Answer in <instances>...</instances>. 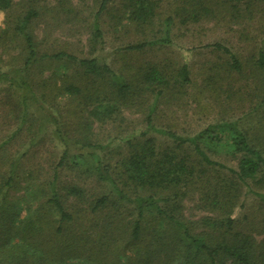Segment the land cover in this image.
Returning a JSON list of instances; mask_svg holds the SVG:
<instances>
[{
  "label": "rangeland",
  "instance_id": "obj_1",
  "mask_svg": "<svg viewBox=\"0 0 264 264\" xmlns=\"http://www.w3.org/2000/svg\"><path fill=\"white\" fill-rule=\"evenodd\" d=\"M101 1L42 0L30 6L38 15L23 32L20 26L28 3L11 0L9 8H0V237L12 235L13 243L33 238L39 231L51 238L61 223L59 212L49 201L55 167L59 188L78 184L85 192L80 199L62 195L66 209L87 208L91 199L103 193L114 196L107 182L97 181L82 172L83 167L74 165L73 152L78 151L75 144L69 147L64 166L57 165L65 148L60 131L75 118L69 111L82 109L70 95L59 92L63 82L58 79L78 76L84 68L73 60L44 57L23 69L26 29L33 36L37 57L66 51L76 58H95L98 65H107L115 75L130 82L134 71L147 67L168 72L166 92L141 93L132 104L120 105L104 121L91 116L88 110L94 106L103 110L108 102L95 99V94L88 101L91 103L86 104L82 115L91 123L81 132L108 144L107 152L97 150L102 160H115L112 152L119 149L121 142L114 138L136 131L156 136L165 144L169 140L164 130L192 136L209 124L226 121H236L249 134L264 129V88L260 83L264 70L255 81L248 72L258 50H264V0H106L104 9L96 15ZM141 6L149 11L148 19L131 20V10ZM95 21L101 31L99 38L93 35ZM141 41L152 44L141 51L124 48ZM215 42L236 55L246 79L231 75L230 55L208 46ZM184 62L190 81L179 85L178 71ZM21 78L27 80L25 84L19 83ZM218 161L235 167V160L221 156ZM243 189L231 215L236 218L237 229L259 241L264 239V201ZM200 197L195 193L187 195L183 213L190 217L210 213L199 207ZM131 205L124 201L120 204L118 212L123 224L135 217ZM111 214L95 219L101 223ZM11 218L13 223L9 222ZM89 231L94 238L100 235L97 229H87L86 235ZM94 244L85 247L91 246V251L96 252ZM73 248L78 247L73 244L69 249ZM2 261L0 256V264Z\"/></svg>",
  "mask_w": 264,
  "mask_h": 264
},
{
  "label": "trees",
  "instance_id": "obj_2",
  "mask_svg": "<svg viewBox=\"0 0 264 264\" xmlns=\"http://www.w3.org/2000/svg\"><path fill=\"white\" fill-rule=\"evenodd\" d=\"M24 1L29 8L22 18V32L38 15L30 6H37L42 0ZM105 2L101 1L96 15L104 9ZM10 5L11 0H0L1 9ZM148 16L149 11L141 6L131 10L129 18L143 22ZM93 35L101 37L97 21L94 22ZM149 44L152 43L141 41L124 48L141 51ZM208 46L228 53L231 75L239 74L238 80L246 79L241 62L228 47L218 42ZM24 49L23 69L31 66L37 58L44 57L73 60L84 68L78 76L58 79L63 82L59 92L70 95L82 109L75 107L69 111L75 118L67 121L71 124L63 131L59 130L65 148L57 165L64 166L69 147L75 144L78 151L73 152L74 165L83 167L82 172H88L97 181L107 182L114 196L103 193L91 199L87 208L66 209L62 195L80 199L85 192L78 184H73L60 186L61 193L57 184L58 167H55L49 201L59 212L61 223L51 238L40 231L33 238L16 240L15 243L10 241L12 235L0 237L2 264H264V239L257 241L252 234L237 229L236 218L231 215L242 188L264 201V129L249 134L240 129L236 121H226L209 124L192 136L183 137L164 130L162 133L169 140L165 144L156 136L136 131L126 137L114 138L121 143L119 149L112 152L116 158L111 163L102 160L97 152L98 149L105 150L108 144L96 142L90 133L81 132L91 123L82 115L86 104L91 103L88 101L94 94L100 102H108L103 110L98 106L88 110L91 116L104 121L120 105L132 104L141 93L166 92L168 72L147 67L134 71L130 82L115 75L107 65H98L95 58H76L66 51L42 53L37 57L35 42L28 29L24 33ZM263 70L264 50L261 47L248 72L255 81ZM178 74L179 85L190 81L185 62ZM260 79L264 88V74ZM26 81L21 78L19 83L25 84ZM146 121L150 124L151 117H146ZM84 149L89 151L82 153ZM221 156L235 160V167L218 161ZM249 182L257 189H253ZM191 193L202 195L199 207L210 213L202 217L183 213V200ZM123 201L132 204L135 210V217L128 224L121 222L118 212ZM107 213L112 214L97 223L95 218ZM9 222L13 223L12 218ZM87 229H97L100 235L97 233L94 238L91 231L86 235ZM89 243H95L96 252L91 251V246L85 247ZM73 244L78 248L70 250ZM65 250L70 252L66 254ZM228 259L229 263L226 262Z\"/></svg>",
  "mask_w": 264,
  "mask_h": 264
}]
</instances>
